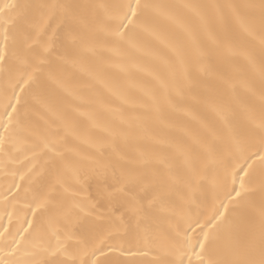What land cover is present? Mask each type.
Masks as SVG:
<instances>
[{
	"label": "bare ground",
	"instance_id": "6f19581e",
	"mask_svg": "<svg viewBox=\"0 0 264 264\" xmlns=\"http://www.w3.org/2000/svg\"><path fill=\"white\" fill-rule=\"evenodd\" d=\"M113 2L117 0H0V6L5 3L19 5L17 27L30 31L33 39H37V31L51 13V9L46 7L48 5ZM142 2L173 6L172 19L146 17L159 33V39L137 29L129 33V39L135 46L123 44L119 51L114 52L104 42L103 33L95 31L93 9H77L85 17V23L77 29L84 43L78 40L72 44L64 38V32H60L57 50L63 59L57 61L54 79L47 78L46 69L32 89V94L40 95L44 101L43 104H32L29 112L32 134L26 138L21 135L15 141V146L9 149L12 160L7 165V174L0 171V223L13 232L20 220L32 218L28 204L33 189L43 187L50 180L52 153L39 152L33 147L39 137L55 144L69 165H110L119 159L129 169L163 180L171 187L164 215L170 216L174 222H183L185 214L199 216L203 220L211 214L214 205L222 200L228 203L224 189L213 184L211 169L207 179L199 184L193 182L191 189L186 186L185 154H196L200 151L199 142L211 140L209 130L222 126L219 111L226 114L237 132H255V143H259V124L264 119V80L259 73L264 49L258 27L260 10L258 7L239 9L243 17L257 21L255 35H249L241 29L231 9L211 6H258L261 0ZM185 5L201 6L200 15ZM3 22L0 17V23ZM59 23L57 13L50 20L51 26L43 36L44 41L53 35ZM188 32L195 33L202 42L201 62L206 71L193 70L191 83L183 96L165 93L156 77H168L173 60L169 44L184 40ZM209 32L214 40L209 39ZM250 58L255 60V67ZM15 64L10 60L0 66V90L6 86L11 90L9 73L14 74ZM29 99L31 103V94ZM57 166L62 168L63 163L57 160ZM13 183L22 184L23 188L16 202V215L9 223L4 196L9 184ZM90 191L95 194L94 182ZM88 194L83 192L77 198L83 199ZM262 203L264 193L257 185L255 193L240 207L233 209L229 205L227 215L233 227L242 228L248 217L257 215ZM7 209L13 210L11 203ZM220 210L224 211V208L221 206ZM96 223L102 230L103 221ZM160 226L167 230L168 220L165 219ZM222 246L221 236V240L204 257L205 264L209 258L220 254ZM13 259L23 261L26 257L18 253ZM146 259H153V255L149 254ZM184 259L187 264V257ZM77 264H80L79 259ZM192 264H199L195 256Z\"/></svg>",
	"mask_w": 264,
	"mask_h": 264
},
{
	"label": "snow or ice",
	"instance_id": "6c2138e0",
	"mask_svg": "<svg viewBox=\"0 0 264 264\" xmlns=\"http://www.w3.org/2000/svg\"><path fill=\"white\" fill-rule=\"evenodd\" d=\"M19 7L9 3L0 6V17L4 21L0 23V66L10 60L16 62L14 74L9 73L11 90L8 86L0 90V154L3 156L0 171L5 174L12 160L9 149L15 146L21 135L26 138L32 134L28 123L32 104L44 103L40 95L32 94L33 87L46 69L47 78L54 79L57 61L63 59L57 50L60 32L63 31L64 38L72 44L78 40L84 43L77 29L85 23V17L77 9L95 10V31L103 33L104 42L114 52L123 44L134 47L129 33L137 29L159 39V33L146 19L149 15L173 18V6L142 0H117L94 5L52 4L46 6L51 9L50 16L37 31V39H33L30 31L17 27ZM184 7H190L200 15L201 6ZM211 7L231 9L241 29L249 35H255L257 21L243 17L239 9L258 7V27L264 45V0L258 6L229 4ZM57 13L60 23L53 35L44 41L43 36L51 26L50 20ZM30 27L36 28L35 25ZM208 35L209 39H215L210 32ZM202 46L193 32H188L184 40L169 44L173 56L171 70L166 79L156 77L165 93L183 96L191 83L193 70L206 71L201 62ZM250 62L255 67V60L250 58ZM259 73L264 80V49ZM218 115L222 126L209 130L211 140L199 142L200 151L196 154H185L186 186L191 189L193 182L199 184L207 179L211 169L213 184L224 189L228 201L224 203L222 200L214 205L211 214L203 220L185 214L183 222H174L170 216H165L171 187L163 180L129 169L119 159L110 165H69L55 144L39 137L33 147L39 152L52 153L50 180L32 191L28 204L31 219L20 220L14 232L0 223V229H3L0 231V253H6L0 255V264H77V259L80 264H185V257L187 264H192L193 256L199 264H205L204 257L221 236L220 254L209 258L207 264H264V203L256 216L247 218L242 228H234L227 215L229 205L233 209L240 207L255 193L257 185L264 193V119L259 124L257 145L255 132L241 134L233 128L223 111ZM57 160L63 163L62 168L57 166ZM93 182L95 194L90 191ZM22 188V184H9L4 196L9 223L16 215V202ZM83 192L89 194L78 199ZM9 203L12 211L7 209ZM221 206L224 211L220 210ZM165 219L168 228L162 230L160 225ZM98 220L103 221L102 230L96 223ZM18 253H23L26 259H13ZM149 254L153 259H146Z\"/></svg>",
	"mask_w": 264,
	"mask_h": 264
}]
</instances>
